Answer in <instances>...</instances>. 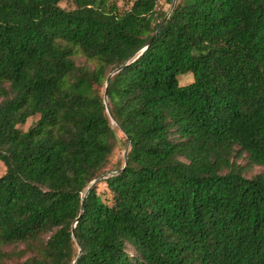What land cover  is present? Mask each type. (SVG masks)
Segmentation results:
<instances>
[{"label": "trees", "instance_id": "obj_1", "mask_svg": "<svg viewBox=\"0 0 264 264\" xmlns=\"http://www.w3.org/2000/svg\"><path fill=\"white\" fill-rule=\"evenodd\" d=\"M61 1L0 0V264H264V0H176L144 51L173 0Z\"/></svg>", "mask_w": 264, "mask_h": 264}, {"label": "rangeland", "instance_id": "obj_2", "mask_svg": "<svg viewBox=\"0 0 264 264\" xmlns=\"http://www.w3.org/2000/svg\"><path fill=\"white\" fill-rule=\"evenodd\" d=\"M116 6L118 7L119 11H125L127 10L131 5V0H114ZM159 5L163 10L168 9V4L166 3V0H159ZM60 6L66 10H72L74 9L73 0H62L60 2ZM151 20V19H150ZM152 21V20H151ZM177 80L180 85H186L192 80L191 75L185 74V75H179L177 77ZM38 120V117H33L28 119L23 125H20L18 128L22 131H26L29 127H31L36 121ZM111 125L115 129L116 135L119 140V144L117 148L114 150L111 163L108 167V169L113 170L115 166L119 165L120 162L123 160V154L126 150L127 146L124 144V136L122 133L117 129V126L113 121L111 120ZM125 149V150H124ZM261 171H264V168H255L254 173H259ZM5 172V166L3 162L0 160V176ZM112 173V172H111ZM103 179V178H102ZM98 189L101 191L104 189L103 185H99Z\"/></svg>", "mask_w": 264, "mask_h": 264}, {"label": "water", "instance_id": "obj_3", "mask_svg": "<svg viewBox=\"0 0 264 264\" xmlns=\"http://www.w3.org/2000/svg\"><path fill=\"white\" fill-rule=\"evenodd\" d=\"M175 2H176V0H173L172 4H171V6H170V10H169V12L167 13L166 17H165L164 20L160 23V25L158 26V28L156 29V31L154 32V34L151 36V38L149 39V41L146 43V45H145V47L143 48L142 51H144V50H145V49H146V48L152 43L153 39L157 36V34L159 33L161 27H162L163 24L166 22V20H167L169 14L171 13V11H172V9H173V7H174V5H175ZM142 51H141V52H142ZM122 68H123V66L120 67V68H118V69H116L115 71H113V72L109 75V77H108L107 80H106V84H105L106 87H107V85H108V83H109V79H110V77H111L113 74H115V73H117L118 71H120ZM103 103H104V105H105L106 112L109 113V112H108V107H109V105H108V99H107L106 92H104V95H103ZM111 120H112V118H111ZM112 121H113V120H112ZM113 123H115V122L113 121ZM123 159H124V167H123V169H124V168L126 167V164H127V150L124 151ZM123 169H121L120 172H121ZM102 178H103V177H100V178L94 180V181L92 182L91 186H92L93 184L97 183L98 181H100ZM91 186H90V187H91ZM90 187L87 189L86 193L84 194V198L86 197V195H87V193H88ZM83 205H84V202L82 201V203H81V211L83 210ZM71 236H72V238L74 239V237H75V235H74V226H73V228H72V230H71ZM78 256H79V255H78ZM75 263H76V262H75Z\"/></svg>", "mask_w": 264, "mask_h": 264}]
</instances>
